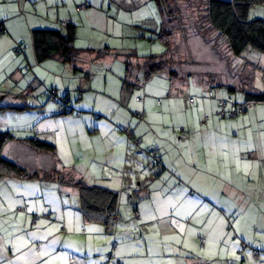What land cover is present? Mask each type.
Wrapping results in <instances>:
<instances>
[{
	"label": "crops",
	"instance_id": "1",
	"mask_svg": "<svg viewBox=\"0 0 264 264\" xmlns=\"http://www.w3.org/2000/svg\"><path fill=\"white\" fill-rule=\"evenodd\" d=\"M89 1L97 3L0 0V22L5 26L4 34H0V107L19 108L0 111L1 128L11 130L14 136L5 145L3 157L31 174H39L37 179L8 177L0 182V264H239L240 255L249 259L246 264H264L261 254L254 257L255 248L246 252L249 245L244 244V239L214 233L217 223H210L211 208L203 199L196 206L200 212L208 209L199 224L203 231L195 233L196 227L189 221L185 239H175L179 222L175 215L178 206L173 200L180 195H174L175 189H180L188 201L195 202L186 193V186H179L184 182L197 190L207 181L213 184L210 188H219L218 181L205 175H212L214 169L222 176V167L231 160L254 162L264 171V105L219 121L215 115L218 99L228 96L223 85V89L215 90V98H209L211 82L206 77L187 75L172 82L164 75H155L145 80L136 62L148 55H139L138 50L127 47L87 48L75 43L77 53L71 62L53 58L39 63L32 48V30L57 28L59 21L79 26L95 15ZM116 1L122 5L120 9L131 12L154 0ZM101 2L105 5V0ZM85 3L88 7L79 10ZM20 8L23 10L19 12ZM155 8L160 11L155 5L149 9L150 15ZM159 13L161 23L154 14L156 25L136 36L145 44L149 42L154 55L164 50L163 44L148 41L163 27L164 19ZM43 24L47 27H41ZM123 31L117 28L114 34ZM17 41L30 48L25 55H11L9 59ZM51 60L64 63L63 72L54 71L57 65ZM27 65L29 69H25ZM214 80L217 82L219 76L215 75ZM48 89L68 96L81 114H57L56 104L45 94ZM189 97L195 99V104H190ZM140 111L144 112L143 118L136 115ZM122 127L131 128L142 147L159 151L163 172L157 176L151 172L146 153L126 137ZM242 135L247 150L239 153L235 149ZM34 137L52 143L55 151L32 148L27 139ZM55 164L67 181L82 179L118 192L123 190L122 196L125 188L141 185L137 199L127 197V203H120L115 234L107 229L106 216L92 217L81 211L74 184L50 177ZM227 187L228 184L224 189ZM256 187L255 196L263 200L256 203L264 215V190L259 192L260 185ZM135 209L141 215L138 222L133 219ZM184 211L188 213L186 208ZM45 213L50 214V219L33 221L35 215ZM165 213L168 214L163 217ZM5 215H11L8 221L2 220ZM219 217L218 221L224 219ZM221 228L227 232V223L223 222ZM7 231L14 235L8 237ZM202 234L206 236L203 245ZM114 240L118 247L110 259L106 254L111 252ZM249 242L264 252V219ZM220 246H225V254L217 255L214 250ZM241 247L244 252H240ZM252 257L260 260L256 262Z\"/></svg>",
	"mask_w": 264,
	"mask_h": 264
},
{
	"label": "rangeland",
	"instance_id": "2",
	"mask_svg": "<svg viewBox=\"0 0 264 264\" xmlns=\"http://www.w3.org/2000/svg\"><path fill=\"white\" fill-rule=\"evenodd\" d=\"M101 1L97 0V3L95 4L89 1L91 7H95V15L90 17L89 20H86L85 22L79 24V26L77 25V38L75 40L77 47L81 46L88 48L117 46L138 50L139 55L155 54L152 53L149 42L148 44H145L139 37L136 36L139 33H145L146 29H150L151 27L156 25L154 24V14L156 15L157 13V15L159 16L157 17L158 23H161L159 15L160 11H157L155 8V10L153 11V15H150L149 11L151 7L157 5L156 0L152 1L149 4H146L139 11L131 12H128V10L124 7L120 9L119 7H121L122 5H119L117 1L115 2V0L110 3L108 0H105V5H103ZM169 2H171V5L175 6V10H177V13H175L172 18H178L176 20V25H171V17L166 19V23L164 25L169 31L171 30V27H174L173 35L175 36L171 40L172 46H174V48L173 50H171L172 53H168V56H166L168 57V60H170L171 63L174 64V67H172L171 69H177V71L180 73L178 76L185 75V73L181 69L185 68L184 66L181 65V68H179V65L175 66L178 63L184 62L187 63V65L190 67V72H198L207 69L211 74L218 75L220 82L231 81L232 83H238L239 76L234 74L237 69L230 70V64L232 62H234V64L236 65L238 64L237 59L232 57V55L228 51H225L226 48H221L223 45L220 41H218L212 31L210 34H204L205 32L198 33L197 31L199 30L197 29V23H203V20H205L206 18V1L169 0ZM22 10L23 8H20L19 12ZM44 12L45 11H43V13ZM32 13H36V11L33 10ZM118 14H120V20L117 19ZM40 15H42L41 12ZM252 15L257 17H264V8H254L252 11ZM140 17H149V19H137ZM129 21H131V24ZM41 27L47 26L43 24V26ZM117 28H119L120 30L123 29L124 31L119 35L114 34ZM159 43L161 44V42ZM160 53H162V51L158 52V54ZM250 55L251 57L249 56V52L246 53V56L249 57L247 59L249 61V65L256 66V68L253 70L255 76L254 86L258 90H264V55L258 52H253ZM10 58H12L11 54H9V59ZM148 60L139 59L138 62H136V64L139 65L137 67H139V69H142L149 63ZM51 62H55V64L57 65V67L52 68L55 69L54 71H56L57 73H59V71L63 72L62 70L65 66L64 63H61L58 60H51ZM241 67L242 63L239 64V71ZM56 68H58V70ZM184 77L181 76L180 78L182 79ZM205 79L207 80V77ZM233 95H239V98H242L241 93L238 94L235 92L233 93ZM225 109L220 108L217 110L219 121L224 122L225 120H228L219 114L220 111H225ZM0 131H10L12 134L11 130H3L1 126ZM240 137L239 144H237L235 149L236 151H239V153L242 150H247L245 136L242 135V140H240ZM254 142L255 140L253 138V135H251L250 144L253 147ZM6 155H8V153ZM230 158L231 157H229L228 161L230 160ZM222 168V176H220V174L218 175L217 172L214 171V169H211L212 175L208 173L205 175L206 178H211L213 180H216V182L218 181L217 186H220L219 188H210L212 183H209V181H207L206 184L202 182V186L199 187L198 190L191 185H187L186 182H184V184H179V186H186V193L189 196L194 197L195 202L192 199H189V203V201L186 199L185 194H182L180 189H175L174 195L180 192V195L178 197L175 196L176 198L173 199L178 206L175 215L178 217L179 222L178 231L174 234L175 239L179 241H183L185 239V230L186 228H188L189 221L192 225H195V233L198 234L202 230V228L199 227V224H202L205 216L208 215V209H206L204 212H200L197 210L196 206L200 204V199H203L208 202L207 206L211 208L209 213L211 221L210 223L212 225L217 223V230H215L214 233L225 238H235L238 240L239 238H242V241L244 239V244L249 245V251L246 252L250 253L255 248V250L259 251L261 254L260 259L264 261V252L260 250L258 246H254L249 242V239H251L254 235L255 228H257L258 225H260L261 220L264 219V215L259 209L260 206H258V204L256 203L258 199L262 203L263 200L261 197L255 196L257 192L256 184L260 185L259 192H262L264 190V171H261L260 167L254 162L240 161L239 159H237V162L235 160L229 161L228 164H226L225 167ZM261 175V180H256ZM226 184H228L229 187L224 189V187H226ZM135 185H137V182ZM231 186L235 187V189L231 190ZM139 192H142L141 185L135 187L134 189L127 187V190L124 191L123 196V192L121 193L120 203H127L128 198H130V200L137 199ZM68 198L69 200L71 199L70 197ZM187 204H189V208L186 206ZM246 207L249 208L245 210ZM184 208L187 209L188 213H185ZM167 214L168 213H165L163 217H165ZM219 216H223L224 219L218 221V218H220ZM10 217L11 215H5L3 216L2 220L8 221ZM258 220L259 223H257ZM223 222L227 223V232H225L223 228L220 229V226ZM14 225L16 226V223H14ZM8 233L10 232H6L8 237L14 235L12 233ZM201 237L205 239L206 236L205 234H202ZM240 252H244L242 247ZM214 253H216L217 255L225 254V246H220L219 249L214 250ZM244 256L245 257H241V255L239 256V264H246L245 262L249 261L246 255ZM246 259L247 261H245ZM253 259L256 260V262L260 260H257L255 258Z\"/></svg>",
	"mask_w": 264,
	"mask_h": 264
},
{
	"label": "trees",
	"instance_id": "3",
	"mask_svg": "<svg viewBox=\"0 0 264 264\" xmlns=\"http://www.w3.org/2000/svg\"><path fill=\"white\" fill-rule=\"evenodd\" d=\"M206 1V13L205 20L203 23H197L198 33L205 32L215 34L218 41L223 45L221 48H226L232 57L236 58L238 64L232 62L230 64V70H236L235 75L239 76L238 83L230 82H217L214 80L215 75L211 74L210 71L204 69L198 72H190V67L187 63H178L184 66L181 68L185 75L190 77L209 78L211 82V87L208 89L207 96L209 98L216 97L217 89L227 90V97L218 99V106L215 111L217 115V110L221 108V104L225 103V116L226 119H233L239 115L245 114L249 110L255 109L257 105H264V91L258 90L254 86L255 76L253 70L256 66L249 65L247 60L249 57L246 53L258 52L264 55V17H257L252 15L254 8L259 9V7L264 8V0H205ZM157 7L160 9L163 16V27L154 36L149 38V41L161 42L163 44V51L158 55H148L143 59H149V63L141 69L142 77L147 80L155 75H164L169 78L172 82L182 80L178 76L180 73L177 69H171L174 64L168 60V53H172L174 46H172L173 28L169 31L164 25L166 19L169 17L171 20V25H176V18H172L177 10L175 6L171 5L169 0H156ZM85 6V7H83ZM88 7V4H82L79 6V10ZM59 27L57 28H37L32 30V48L35 51L36 58L39 63L44 62L48 59L57 58L63 62H71L74 60L77 49L75 47V40L77 38V26L68 21H59ZM5 26L3 22H0V34H4ZM160 44V43H159ZM16 48H19L16 50ZM30 46L24 42L17 41L15 45L11 48L12 57H17L20 55H25L29 50ZM137 56V55H136ZM242 63V67L239 71V64ZM195 67V66H194ZM25 69H29V66H25ZM194 69V68H193ZM184 77V78H185ZM223 85V86H221ZM263 91V92H262ZM241 93L242 98L239 95H233V93ZM213 93V95H210ZM45 94L50 97V99L57 106V114L59 115H75L79 116L81 110L76 108L68 96L60 95L56 89H48ZM189 102L191 105L195 104V99L189 97ZM18 107H13L12 105H7L0 107V111L17 110ZM21 109V108H20ZM139 118L144 117V112L140 111L136 114ZM221 117V116H220ZM206 117L204 120H207ZM204 124V123H202ZM122 131L125 133L126 137L131 140L140 152H145L149 160V168L155 176L163 172L165 166L163 164L162 156L158 150L153 148H144L141 145V140L137 138L133 130L129 127H122ZM14 138L10 131H0V182L8 177H18L19 179H37L39 174H31L25 168L18 165L17 163L6 159L3 157V149L5 145ZM27 143L34 149L46 150L50 152L55 151V146L52 143L45 142L36 137L27 139ZM57 164L54 165L52 173L49 175L53 180L62 183L74 184L79 192V203L81 211L89 216H106V227L107 229L115 234L117 230L118 222L120 221L119 206H120V196L123 190L119 192L99 184H90L85 180H66L64 173L56 170ZM55 169V170H54ZM35 175V176H34ZM47 175V176H48ZM127 190V188H125ZM124 189V190H125ZM133 219L134 221H139L141 215L135 209ZM138 214L139 217H135ZM50 219V214L35 215L33 221L37 223L40 219ZM203 240V242H202ZM201 245L204 243V238L200 239ZM118 241L114 240L111 252L107 253L108 258H112L113 253L117 250ZM259 251L253 250L254 252ZM108 264V262H107ZM120 264H122L120 262Z\"/></svg>",
	"mask_w": 264,
	"mask_h": 264
},
{
	"label": "built area",
	"instance_id": "4",
	"mask_svg": "<svg viewBox=\"0 0 264 264\" xmlns=\"http://www.w3.org/2000/svg\"><path fill=\"white\" fill-rule=\"evenodd\" d=\"M83 7H85V6H83ZM18 49H19V48H16V50H18ZM210 95H213V93H210ZM221 108H222V109H225V103H222V104H221ZM219 114H220L222 117H224V116H225V111H224V110H223V111H220ZM135 217L138 218L139 215L136 214ZM202 242H203V240H202ZM254 253H255V256H256V257L259 256V255H258V252H254Z\"/></svg>",
	"mask_w": 264,
	"mask_h": 264
}]
</instances>
